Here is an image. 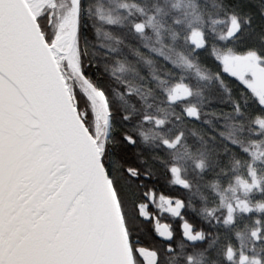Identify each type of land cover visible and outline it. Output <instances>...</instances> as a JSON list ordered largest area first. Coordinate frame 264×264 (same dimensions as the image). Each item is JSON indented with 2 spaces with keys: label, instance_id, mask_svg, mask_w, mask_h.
Listing matches in <instances>:
<instances>
[{
  "label": "snow or ice",
  "instance_id": "1",
  "mask_svg": "<svg viewBox=\"0 0 264 264\" xmlns=\"http://www.w3.org/2000/svg\"><path fill=\"white\" fill-rule=\"evenodd\" d=\"M83 8L84 0H69L60 25L53 29L55 0H0V264H149L145 252L153 255V264H161L159 248L169 254L176 251L173 221L179 222L180 234L191 246L203 243L208 234L196 229L185 215L193 209L161 186L157 166L163 162L149 146L148 136L137 135L141 125L158 129L160 143L155 147L169 153L188 146V125H192L193 136L197 125L209 126L197 138L203 145L202 159L196 164L201 172L208 168L206 161L221 165L224 155L237 150L245 154L253 169L264 163L249 153L228 125H213L203 119L213 115L231 120L243 115L239 105L232 113L203 111L192 103L183 76L161 80L152 70L153 80L158 81L161 111L166 107L174 120L137 111L138 99H144L141 86L124 81L121 99L130 110L121 115L120 123L114 122L108 92L98 82V71H92L97 65L84 61ZM218 10L228 23L218 36L219 46L228 50L220 53L214 45L211 55L224 70L235 55L232 42L241 37L245 27H252L256 15L264 17V0H228ZM125 11L132 15L122 9ZM179 15L172 17L176 27L172 40L198 54L208 47L205 24L218 21L197 17L202 35L197 43L189 39L193 24L183 25ZM108 25L124 27L111 18ZM127 27L143 40L154 25L152 19L133 18ZM144 47L164 63L177 66L162 49ZM252 54L257 68L243 76L227 71L224 75L236 80L264 110V102L254 95V85L264 79V52ZM135 55L142 53L137 50ZM185 63L191 67L190 62ZM139 79L143 81L144 76ZM179 84L188 88L187 95H174ZM92 93L101 98L102 107ZM163 171L169 177V187L190 190V184L177 178L176 166H165ZM223 174L227 175V170ZM258 194L264 195V189ZM215 195L223 202L219 191ZM214 211L208 215L213 216ZM220 211L222 216L208 222L228 228L236 223L237 213L248 215L253 209H243L237 202ZM252 235L251 251L255 253L264 241V229ZM225 260L237 264L230 247ZM251 260L252 264H264L258 254ZM185 264H191V256H185Z\"/></svg>",
  "mask_w": 264,
  "mask_h": 264
},
{
  "label": "trees",
  "instance_id": "2",
  "mask_svg": "<svg viewBox=\"0 0 264 264\" xmlns=\"http://www.w3.org/2000/svg\"><path fill=\"white\" fill-rule=\"evenodd\" d=\"M117 1L123 3L127 11L132 13L128 16L126 11L121 12L120 18L114 19L118 25L124 27H110L108 19L104 17L101 19L102 16L98 14L81 15V48L87 49L84 61L86 64L92 62L97 65L92 71L93 73L98 71V82L103 83L108 92L113 109V121L120 123L121 115L130 110L125 100L121 99L124 94V81L141 86L144 99H138L137 111L147 110L160 118L174 120L166 107L161 111L163 106L158 99V81L153 80L152 70H155V75L161 80L183 76L190 86L192 103L201 107L203 111L232 113L234 106L239 105L243 115L233 116L231 120L222 118L218 120L213 115L204 116L203 119L210 120L213 125L221 123L228 125V130L249 149V153L264 161V135H256L257 132H264V110L258 108L257 100L253 99V95L246 92L236 80L224 75L225 70H221L211 55L214 45L220 53L228 50L219 46L218 40L219 34L228 27L227 16L219 12L218 6L227 3L228 0ZM58 2V13L63 15L69 0ZM86 2L87 0H84V7ZM177 13L180 14L179 19L183 25L193 24L189 39L194 42L195 36L199 37L198 42L202 40L197 17L205 21L209 18L217 19L215 25L205 24L208 34L207 48L197 54L188 46L172 40V35L176 31L172 17ZM133 18L152 19L154 28L146 34V39L142 40L132 34L127 27ZM145 45L149 48L162 49L177 62V66L164 63L158 56L146 51ZM230 48L237 55H253V51L264 52V17L256 15L252 27H245L241 37L232 42ZM137 50L142 53L139 57L135 55ZM149 60L152 64H148ZM185 61L190 62L191 67ZM217 73H220L219 77ZM140 75L144 76L143 81L139 79ZM93 79H97L96 75H93ZM176 87L188 90L183 84ZM254 95L256 96L255 93ZM207 127L209 126L197 125L193 136L192 125H188V146L171 153L155 147L160 143L158 129L141 125L136 130L138 136L141 132L148 136L149 146L155 148L156 155L163 162L157 166V173L160 175L164 191L185 200L188 208L193 209L186 210L187 219L196 229H203L208 234L203 243L193 247L182 238L178 228L179 222H174L176 237L173 244L176 251L169 254L162 247L159 248L161 264H185L186 255L191 256V264H228L225 254L229 247L236 255L237 264H252L251 257L257 254L264 259V241L256 248L255 253L251 251L252 234L257 229H264V195L258 194L259 189H264V163L256 164L253 169L245 154L237 150L224 155L221 165L213 166L211 161H206L208 168L201 172L196 164L202 159L200 152L203 145L197 143V138L204 134ZM218 147L223 150V144ZM165 166H176L179 177L191 185L190 190L169 187V177L163 171ZM223 170H227V175L223 174ZM216 191L223 196V202L217 200ZM237 202L243 209H253L251 214L237 213L236 223L228 228L214 226L208 222L224 214L220 209ZM214 209L213 216H209L208 213ZM209 244H212L211 249L208 248Z\"/></svg>",
  "mask_w": 264,
  "mask_h": 264
},
{
  "label": "rangeland",
  "instance_id": "3",
  "mask_svg": "<svg viewBox=\"0 0 264 264\" xmlns=\"http://www.w3.org/2000/svg\"><path fill=\"white\" fill-rule=\"evenodd\" d=\"M56 9L59 8L58 0H55ZM122 9H127L123 3L118 2L117 0H87L85 7L81 15L87 14H98L106 19L111 18L119 19ZM58 14V12H57ZM54 16L52 21V28L55 29L61 23V17L64 15L58 14ZM196 42L199 41V37L195 36ZM199 43V42H198ZM245 63H249V66L244 67ZM258 67L257 59L254 55H237L232 56L225 65V71L231 73L233 76H243L244 73L254 70ZM249 83H252L249 81ZM254 93L259 98L260 102H264V79H259L254 85ZM188 94V90L183 87L174 88V95L184 96ZM95 97L96 104L102 107V100L100 97L96 96L95 93H92ZM85 103V102H84ZM177 178H180L177 172ZM170 207V205H169ZM167 219V217H166ZM176 221H173V224ZM146 259L149 261V264H153L154 257L151 253H144Z\"/></svg>",
  "mask_w": 264,
  "mask_h": 264
},
{
  "label": "water",
  "instance_id": "4",
  "mask_svg": "<svg viewBox=\"0 0 264 264\" xmlns=\"http://www.w3.org/2000/svg\"><path fill=\"white\" fill-rule=\"evenodd\" d=\"M246 66H249V63H245V64H244V67H246ZM162 231H164L165 233L167 232L166 229H162Z\"/></svg>",
  "mask_w": 264,
  "mask_h": 264
},
{
  "label": "flooded vegetation",
  "instance_id": "5",
  "mask_svg": "<svg viewBox=\"0 0 264 264\" xmlns=\"http://www.w3.org/2000/svg\"><path fill=\"white\" fill-rule=\"evenodd\" d=\"M57 12H59V8H58V9H56V13H57ZM58 14H59V13H58ZM58 14H57V15H58ZM53 20H54V17H53L52 21H53Z\"/></svg>",
  "mask_w": 264,
  "mask_h": 264
},
{
  "label": "bare ground",
  "instance_id": "6",
  "mask_svg": "<svg viewBox=\"0 0 264 264\" xmlns=\"http://www.w3.org/2000/svg\"><path fill=\"white\" fill-rule=\"evenodd\" d=\"M66 38L70 39V36H66Z\"/></svg>",
  "mask_w": 264,
  "mask_h": 264
}]
</instances>
